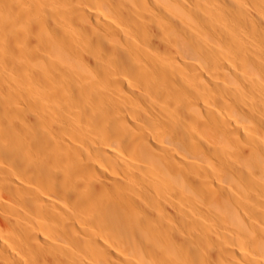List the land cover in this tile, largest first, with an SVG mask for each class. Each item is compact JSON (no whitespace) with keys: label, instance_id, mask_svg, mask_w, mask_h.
<instances>
[{"label":"bare ground","instance_id":"1","mask_svg":"<svg viewBox=\"0 0 264 264\" xmlns=\"http://www.w3.org/2000/svg\"><path fill=\"white\" fill-rule=\"evenodd\" d=\"M0 264H264V0H0Z\"/></svg>","mask_w":264,"mask_h":264}]
</instances>
